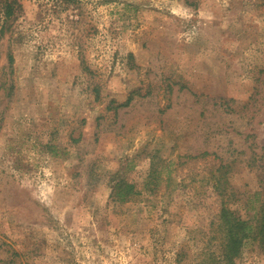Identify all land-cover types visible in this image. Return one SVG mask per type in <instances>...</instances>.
Instances as JSON below:
<instances>
[{
    "label": "rangeland",
    "instance_id": "374dc122",
    "mask_svg": "<svg viewBox=\"0 0 264 264\" xmlns=\"http://www.w3.org/2000/svg\"><path fill=\"white\" fill-rule=\"evenodd\" d=\"M2 1L0 264H222L264 196V0H16L4 33Z\"/></svg>",
    "mask_w": 264,
    "mask_h": 264
},
{
    "label": "trees",
    "instance_id": "16d2710c",
    "mask_svg": "<svg viewBox=\"0 0 264 264\" xmlns=\"http://www.w3.org/2000/svg\"><path fill=\"white\" fill-rule=\"evenodd\" d=\"M70 1V0H65ZM16 0H3V22L1 24V32L4 33L8 29V18H10L16 8ZM14 58L11 52L8 54V62L13 64ZM97 90V88H96ZM256 199L257 209L255 210V222L244 219L241 216L222 207L220 212L221 228L224 232V240L222 241L223 251L221 252L220 261L222 264H234L236 256H238L244 245L250 240H257L264 246V196L260 199L259 192ZM135 195L134 184L128 182L124 178L116 180L111 189V196L115 199L126 200Z\"/></svg>",
    "mask_w": 264,
    "mask_h": 264
}]
</instances>
